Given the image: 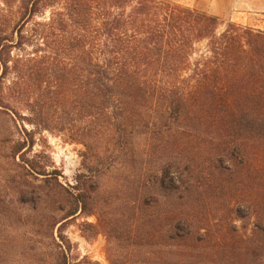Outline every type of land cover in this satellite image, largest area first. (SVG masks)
Instances as JSON below:
<instances>
[{
  "label": "rangeland",
  "instance_id": "rangeland-1",
  "mask_svg": "<svg viewBox=\"0 0 264 264\" xmlns=\"http://www.w3.org/2000/svg\"><path fill=\"white\" fill-rule=\"evenodd\" d=\"M22 1L0 0V33L12 34ZM167 1L264 30V0ZM33 47L12 48L3 78L0 264H186L180 254L200 247L238 264V251L257 242L258 215L264 218L255 201L264 197V180L254 137L231 128L244 118L215 107L221 101H184L181 119L156 130L151 122L167 101H137L121 116L122 133L111 125L95 133L92 101H75V80L69 101H31L38 93L31 79L22 90L13 85L16 57ZM40 83L41 93L65 85Z\"/></svg>",
  "mask_w": 264,
  "mask_h": 264
},
{
  "label": "trees",
  "instance_id": "trees-1",
  "mask_svg": "<svg viewBox=\"0 0 264 264\" xmlns=\"http://www.w3.org/2000/svg\"><path fill=\"white\" fill-rule=\"evenodd\" d=\"M21 8L12 34L0 33V103L12 48L34 42L30 55L16 57L12 82L18 90L28 79L37 82L31 101H69L67 85L75 80V101H92L95 133L108 125L122 133L121 116L137 101H167L151 122L156 130L181 119L184 101H221L215 107L244 118L231 128L252 132L255 170L264 180V30L167 0H23ZM51 80L65 85L49 84L41 93L40 82ZM235 101H243L241 108ZM26 120L51 128L49 121ZM244 148L236 150L242 155ZM262 196L255 199L260 207ZM256 226L257 242L238 251V264H264L261 215ZM181 255L186 264H225L218 259L227 254L200 247Z\"/></svg>",
  "mask_w": 264,
  "mask_h": 264
}]
</instances>
